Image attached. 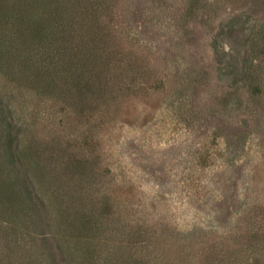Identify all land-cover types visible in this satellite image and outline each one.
<instances>
[{
    "label": "rangeland",
    "instance_id": "374dc122",
    "mask_svg": "<svg viewBox=\"0 0 264 264\" xmlns=\"http://www.w3.org/2000/svg\"><path fill=\"white\" fill-rule=\"evenodd\" d=\"M57 5L81 61L92 56L85 66L101 69L108 50L101 101L41 89L56 76L34 70L39 40L21 63L29 44L12 20L49 30ZM0 10L1 59L24 45L15 66L0 61V179L13 185L11 202L0 199V264H102L111 252L113 264H235L244 252L257 262L264 0H0ZM81 160L90 166L70 170ZM62 195L71 206L60 215ZM72 206L98 221L87 263Z\"/></svg>",
    "mask_w": 264,
    "mask_h": 264
},
{
    "label": "trees",
    "instance_id": "16d2710c",
    "mask_svg": "<svg viewBox=\"0 0 264 264\" xmlns=\"http://www.w3.org/2000/svg\"><path fill=\"white\" fill-rule=\"evenodd\" d=\"M54 1H60V0H54ZM91 2V0H87L88 2ZM47 2V1H44ZM95 3H92V9L94 11L95 10V5H93ZM82 6V5H80ZM59 5H57V7H55V11L56 13H54L57 18V23L55 25V27H53L51 24V29H46L45 25L39 23L37 29H35L34 31L31 30V27L33 28V24L32 21H29V19H26V17L20 16V19H13V22H17L19 24L18 27V31L20 33L19 39H25L27 38V41L25 43H28L29 46L28 48L24 49V53L23 51L20 53L18 51L23 50L22 47H24V45L19 46V50L17 48V50L15 49V47H8L5 49H2L5 51L4 56H2V58H4L3 60L0 57V61H3V63H1L3 66L2 69H7L9 70L11 67L15 66L13 61L19 62V56H22L23 53V59L21 61L22 64L25 65H30L29 62V57L31 56L30 54H33V46L38 43V40L41 41L43 43V45L45 46L47 51H43L41 49V47L39 48L40 50H38V52L34 55L37 56L38 59L41 62V67L39 66L38 68H35L34 70H39L41 72H47L49 71L50 73L48 74L47 77H49V75H53L56 76V81H47L45 80V83H41V89L45 88L44 90L47 92H51L53 94H56L58 96H61V98H66V96H74L75 98H77L78 100L82 101L84 100V98H86V96L88 95H96L97 97L101 100H103V98L108 94L109 90V85H107L106 82L104 81L103 76V70H106V67L109 68L110 67V63L108 64L107 62V54H108V50L104 49L101 53V57H100V66L101 69L98 68V66L95 64L94 67L96 69V71H94V69H91L87 66H85V64L91 63L92 61V56L90 57V59H87V56L85 57L84 61H81L80 57V53L82 51H77V45L79 44H74L73 43V35L69 36L68 34H66V32L68 33V31H70L71 27L69 26L70 24L67 22L66 24H63L62 21H65V17L67 16L66 13H63V10H58ZM72 12V11H71ZM8 12H3L0 10V21H1V28H2V32H4L5 34L7 33V16H8ZM50 14H47V21H49L48 18H50ZM85 14L87 15V13L85 12ZM91 17L95 16L93 13L90 14ZM14 18L16 16V14L14 13ZM12 16V17H13ZM5 19V20H4ZM71 21V19H70ZM14 23V24H15ZM17 23L15 25H17ZM13 25V24H12ZM27 34V35H26ZM8 35V34H6ZM8 39V38H6ZM37 45V44H36ZM53 48H55V57H54V52H53ZM42 50V51H41ZM96 52V51H95ZM94 52V54H95ZM3 53L0 52V54ZM93 54V57H94ZM58 61H56V58H58ZM55 58V59H54ZM6 62V63H5ZM10 62V64H8ZM5 63V64H4ZM8 64V65H7ZM7 65V66H6ZM40 68V69H39ZM37 76L38 73L37 71H34ZM98 72L100 73V75H98ZM44 74V73H43ZM50 78V77H49ZM79 102V101H78ZM83 102V101H82ZM90 166L89 161L87 160H81L80 162L77 161V163L75 162H71L69 163V167L70 170L73 169L74 167L78 168V169H86ZM2 180V181H1ZM11 187H13V185H10ZM10 186H8V184L6 183L5 180L0 179V199L5 200L7 202H11L10 199H12V195H9V190L8 188H10ZM11 191L14 192V190L11 188ZM66 196L62 195L60 198V208H59V214H64L65 211L68 212V206L70 205V202H66L64 203L63 201H66L64 198ZM104 210L103 212L106 215H112V212H115V210L110 206V205H103ZM70 213L69 215H74L75 217V221H77V223H79L81 225V232H84L86 235L80 234V236H78L77 241L79 242H84L87 247H85V249L83 247H81V257L84 260V262H86L87 258L91 256V254L93 253V251L96 250V248L98 246H93V244L95 243L94 240V232H92L94 230V228H96V225L98 224L97 220L96 223L90 219V218H86L84 214H79L81 215L79 218V211H76L74 209V207H70ZM108 209V210H106ZM101 225V224H100ZM65 233H68L67 230H64ZM264 235H259L258 232H254L252 238H249V241H257L256 243H261V241H264L263 238ZM117 240V239H116ZM254 243V245L256 244ZM258 251V250H257ZM92 252V253H91ZM252 254L254 255V257L252 258L253 260L256 259L257 262L256 263H252V264H264V252L262 251H258V253L252 252ZM250 256H248L247 252L242 253V255L238 258H236L235 255V259L234 262L235 264H241V263H245V264H250V262H248ZM6 258V257H4ZM8 258V257H7ZM103 259V257H102ZM105 259V257H104ZM87 263V262H86ZM114 263V252H111L110 255L108 257H106V261H104V263L102 264H113ZM88 264V263H87Z\"/></svg>",
    "mask_w": 264,
    "mask_h": 264
}]
</instances>
